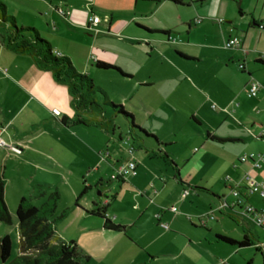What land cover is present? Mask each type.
Returning <instances> with one entry per match:
<instances>
[{"label": "crops", "instance_id": "obj_1", "mask_svg": "<svg viewBox=\"0 0 264 264\" xmlns=\"http://www.w3.org/2000/svg\"><path fill=\"white\" fill-rule=\"evenodd\" d=\"M182 2L183 5L174 4L169 0H26L21 6H16L37 19L41 18L39 14L45 16L55 14L66 25L75 29L89 31L91 27L102 24L108 32L124 34L143 42L153 53L160 49L166 55L169 54L168 44L173 46L175 43L166 41L167 37H171L175 32L185 34L188 42L173 46V51L179 58L189 61H198L199 52L202 50L224 48L221 46L222 43L232 36L239 39V44L234 50L242 55L253 47L264 44V0H182ZM12 7L15 6L12 4ZM57 9L68 11V14L61 16ZM97 12L104 15L99 18V22L91 25L88 23V17L91 14L98 16ZM105 17L107 22L103 21ZM14 19L16 22V16ZM195 19L200 21L195 23ZM259 24L263 27L259 28ZM87 25L90 29L86 28ZM112 27L115 28L114 31L111 30ZM198 33L201 34V39L197 38ZM50 44L54 52L62 54L59 45L55 48L53 46L55 44L51 42ZM255 59L264 62L263 57L258 56ZM125 72L126 76H121L131 80L126 90L128 93L125 95L141 96L143 108L149 113L159 115L161 109H170L176 114L180 106L194 113L207 104L201 93L198 92L199 97L196 95L197 91L191 93L193 86L187 80L181 79L177 82L174 78L165 76L168 77L167 84L173 87V90L185 84L188 89L186 95L191 99L193 97V103L184 101L179 96L170 98L174 93L165 94L163 97L157 91L143 93L141 88L159 84L160 78L151 80L147 75L134 80L133 72ZM159 99L164 101V106L160 105ZM227 102L228 100L221 101L225 105ZM55 111H58V114ZM72 116L73 109L66 87L56 82L50 72L39 69L31 56L10 52L3 48L0 41V138L7 145L14 144L21 148V152L16 154L6 147H0V174L4 200L7 201L10 197L11 202L14 200L17 205L20 197L24 195L22 189L17 186L20 179L26 180L32 187L37 183L49 189L54 187L59 194L54 215L66 210V215L57 225L58 233L55 236L61 241H75L81 264H96V260H104L114 251L118 253L110 258L130 263L138 261L139 258L147 263L160 254H165L174 256V259L182 256V264H218L211 261V258H197L190 249H187L190 240L182 242L175 255L169 251V247L152 246L159 239H197L195 237L197 226L194 222L190 219L182 221L175 213L169 209L165 210L164 207L179 205V208L185 207L184 211L188 212L196 198L191 197L189 205L186 206L189 194L199 195L198 197L208 196L209 201L216 203V207L213 208L214 204H208L201 219L204 220L206 217L211 222L208 224L206 219L203 222L200 219L198 224L207 228L206 233L213 235L214 242H220L214 240L216 234L234 238L227 230L216 228L219 222L216 211L219 213L224 211V214L235 218L242 227L244 219H250L240 212L238 206L219 209L217 205L223 197V189L230 190L232 183L239 181L245 173L256 172L257 177L262 178L260 181L264 183V154L258 168H252L247 161H240V157L246 155L243 154L239 156L237 164L231 166L233 179L228 175L210 178L209 166L216 160L217 154L202 143L200 150L193 148V156L188 161L191 167L183 172L184 166L182 168L177 166V160L171 156L168 149L172 144V136H162L156 131L148 132L144 126L139 125L148 133L152 132L151 134H154L162 144L156 146L148 139H134L135 144H131L134 147L133 152L128 154L124 151L123 157L120 155L122 162H119L114 152L112 154L107 152L108 160L105 164L101 156L103 149L107 151L104 134L109 132L96 125L73 124L69 121L62 123V119ZM97 128L100 131H97ZM166 130L171 129L168 127ZM172 131L175 129L172 128ZM207 133L215 137L214 132ZM4 135L7 140L2 138ZM208 138L215 142L237 139L232 136L219 138L221 141ZM118 139L123 140L120 136ZM128 159L136 162L135 173L125 175L122 179H110L116 182L113 186L114 199L107 205L105 213L115 224L124 228L119 231L108 230L103 228L101 217L90 213L94 204L108 200L106 196L103 199L96 197V181L101 179L102 164L104 168L110 166L114 169ZM226 170L227 165L223 171ZM97 185L100 183L97 182ZM84 186L88 188L79 196ZM184 189L187 190V194L181 197ZM32 190L34 193L35 189ZM250 195L247 196V202L256 208H262L263 203L259 197L257 196L259 201L255 205ZM198 197L197 199L201 198ZM210 210H213L211 218L208 217ZM201 213L203 212L198 214ZM164 219L170 223L167 224V229L156 224ZM169 227H172V230ZM231 230L235 231V228L231 227ZM206 233L200 235L202 239L208 240ZM101 239L108 241L107 249L98 246ZM142 239L148 240L143 242ZM105 253L107 256H104Z\"/></svg>", "mask_w": 264, "mask_h": 264}, {"label": "rangeland", "instance_id": "obj_2", "mask_svg": "<svg viewBox=\"0 0 264 264\" xmlns=\"http://www.w3.org/2000/svg\"><path fill=\"white\" fill-rule=\"evenodd\" d=\"M0 1L4 3L7 14L13 17L16 16L15 23L17 26H32L37 29L42 38L55 44L53 45L55 48H58L59 45L62 54L69 57L72 65L78 72L86 73L92 78L95 85L106 92L112 102L123 105L124 110L132 113V122L135 125H142L148 132L156 131L162 136L171 135L172 144L168 146V149L172 154L171 156L177 160V166L179 168L184 166L183 172L185 169L188 170L191 167V163L188 161L193 156V148L200 150L202 143L205 147L217 154L216 160L209 166L208 175L210 178L212 176L224 177L228 175L233 179L231 166L232 164H237L240 155L250 153L264 154V62L259 63L255 59L264 50V44H260L259 47H253L245 52L244 55L234 50L237 47L214 50L205 49L199 52L198 61H189L188 59L184 60L179 58L173 51V46L186 43L187 39L185 34H178L176 32L171 34L173 42L169 43H175V45L168 44L169 54L166 55L160 49L156 50L157 53H153L149 51V48L143 42L131 39L124 34H116L112 31L108 32L102 24L91 27L89 31L75 29L66 25L55 14L54 16L39 14L41 17L40 20L23 12L19 9L21 7L17 6H21L26 0ZM12 4L15 6L14 8ZM96 14L99 18L104 15L100 12ZM111 30L114 31L115 28L112 27ZM201 37V34L198 33L197 38L201 39ZM192 38L195 39L194 37ZM192 38L190 37V39ZM221 46H223V43ZM95 60L118 66L124 73H126L125 71L133 72L134 80L147 75L151 80L160 78L159 84L150 88H141L143 93L157 91L160 92L162 97L165 94L169 95L174 93L170 98L179 96L184 101L193 103V97L191 99L186 95L188 89L185 84H181L178 89L173 90V87L167 84L168 77L165 76H170V78H174L177 82L181 81V79L182 81L187 80L193 86L191 93L197 91V97L201 93L205 97L207 104L198 111H194V113L181 106L176 111V114L170 109H161L159 115L149 113L143 108L142 101H140L141 96L125 95L128 93L126 90L129 81H131L130 79L122 77L119 73L111 69L96 68L94 66ZM252 81L260 85V89L254 97H250L247 92L248 85ZM97 96L99 100L102 99L100 94ZM227 100L226 105L221 103V101ZM158 101H160V105L164 106V101L162 102L161 99ZM211 104H214L215 108H211ZM111 114L115 115L112 119L115 128L114 132L104 134L106 135V152L110 154L114 152L118 156L119 162H122L123 159L121 156L124 154L126 145L135 144V140L128 133V121L119 114H113L107 108L106 115L111 116ZM168 127L171 130H166ZM172 128L175 129L174 132ZM97 131L100 130L98 129ZM207 132H214L215 137L218 138L232 136V138L237 139L215 142L207 137ZM119 136L123 139L122 141L118 139ZM2 138L7 140L5 135ZM104 152L103 149L101 157H103V163L106 164L108 155ZM186 162L188 163L186 164ZM226 165L228 166V170L223 171ZM102 168L101 179L96 181V197L103 199L106 196L109 200L114 193L113 186L116 185V182L110 180V174L114 172V169L110 166L104 168V164H102ZM255 173L250 172L249 174L260 181L262 178L257 177ZM231 179H228V181L232 182ZM97 182L100 183L99 186ZM17 186L24 192L23 196L30 198L31 203L35 206H39L45 200L48 193L54 190V187L50 189L43 187L42 190H34L35 192L33 193L32 185H29L24 179L18 180ZM223 192L222 196L227 202H231L234 199L228 188H224ZM198 196L189 194L186 206L189 205L191 197L196 198L191 203L192 209L188 212L184 211L185 207L181 209L179 205L175 206L177 218L182 221L190 219L191 222L196 224L197 235L195 237L197 239H159L152 246L157 248H162L163 246L169 247V251H172L175 255L181 243L190 240L187 249H190L197 258H211V261L217 262L218 264H264V254L256 247V242H262L264 240V231L248 219H244L245 223L244 227H242L235 218L224 214V211L220 213L216 211V215L219 218V222L217 224L215 223L216 228L227 230L235 239H241L243 233L247 234L249 232L253 238V244L245 247H236L223 242H214L213 235L208 232L206 233L207 228L198 223L207 210L208 204H214L213 208H215L216 203L212 200L209 201L208 196H200L201 198ZM250 196L252 203L255 205L258 204L259 199L257 195L251 194ZM197 197L200 199H197ZM206 199L207 201H205ZM4 203L8 209L11 221L10 223L0 221V236L4 234L9 236L11 242L10 255L7 259L9 261L17 254L18 231L14 213L16 203L14 200L11 202L10 197L7 198V201L4 200ZM169 206L171 205L165 206V210L169 209ZM200 212L203 213L198 214ZM59 213H56V215H59ZM62 219L56 222V235L58 233L57 225ZM205 219L210 224L211 220H207L204 217ZM156 224L160 227L162 224L170 223L164 219L161 223L157 222ZM231 227H234L235 231H232ZM169 229L172 230V227H169ZM189 231L192 232V230ZM193 233L195 232L193 231ZM201 233H206L209 239H202ZM147 240L142 239L143 242ZM98 246L107 249L109 243L107 240L101 239ZM116 253L118 252L114 251L108 256L105 253L104 256L107 257L104 260H96V264H182V256L174 259V256L160 254L147 263L142 262L140 258L138 261L130 263L125 260H114L110 258ZM207 262L209 261L207 260ZM0 264L5 263H2L0 260Z\"/></svg>", "mask_w": 264, "mask_h": 264}, {"label": "trees", "instance_id": "obj_3", "mask_svg": "<svg viewBox=\"0 0 264 264\" xmlns=\"http://www.w3.org/2000/svg\"><path fill=\"white\" fill-rule=\"evenodd\" d=\"M178 5H183L182 0H169ZM0 41L4 49L15 54H27L32 57L39 69L50 72L52 78L64 85L70 96V105L73 109L71 118L62 119V123L96 125L105 131L114 132L112 119L115 115H106L109 108L113 114H119L129 123L128 133L134 139H148L157 146L162 144L154 134L148 133L144 128L135 125L132 121V113L124 110L123 105L112 102L106 92L95 85L92 78L86 73L78 72L72 65L68 56L53 51L50 42L42 38L37 29L32 26H17L12 15L6 13L5 5L0 1ZM178 53V52H176ZM262 62V60H257ZM94 66L99 69H111L126 76L118 67L109 63L95 60ZM98 94L102 99H98ZM213 140L221 139L208 134ZM165 152L163 157H165ZM43 184H35L33 188L40 191ZM84 186L81 196L87 189ZM206 190L202 187H194ZM59 194L56 189L49 192L45 200L35 206L30 198L20 197L15 207L16 226L18 231L17 254L9 261L11 242L9 236H0V260L5 264H81L77 244L71 241H61L55 236L57 220L66 215V210L54 215ZM109 200L100 204H94L90 213L103 220V228L119 231L124 226L115 224L106 215V207ZM221 199V198H220ZM76 205V201L74 202ZM0 221L10 223V215L3 200V186L0 174ZM249 232L243 233L241 239H235L229 235L216 234L215 241L236 247H245L253 244Z\"/></svg>", "mask_w": 264, "mask_h": 264}, {"label": "built area", "instance_id": "obj_4", "mask_svg": "<svg viewBox=\"0 0 264 264\" xmlns=\"http://www.w3.org/2000/svg\"><path fill=\"white\" fill-rule=\"evenodd\" d=\"M57 12L61 15H67L68 11L57 9ZM99 17L96 15H90L88 17V23L91 25L96 24L99 22ZM104 22H107V17L103 18ZM200 20L195 19V23H198ZM259 28H262L263 25L259 24ZM87 29H90L89 25L86 26ZM169 42H173V39L168 36L167 40ZM239 44V39L236 36H232L224 41L223 47L224 48H231L235 47ZM264 56V51H261L259 53V57ZM260 89V85L257 82H250L248 85V95L250 97H254L257 95V92ZM211 108H215L214 104H211ZM56 114H58V111H55ZM0 147H6L9 151L19 154L21 152V148L14 144L7 145L3 139L0 138ZM134 150V147L131 144H127L125 147V151L128 154H131ZM107 153V152H106ZM263 160V156L261 153L257 154H246L240 157V161L244 162L247 161L250 163L252 168H258L260 167V162ZM135 167L136 162L133 159H128L122 164L116 166L114 168V172L110 175V179H122L125 175L128 174H134L135 173ZM227 180L228 177H225ZM230 193L234 200L231 203H228L223 197L220 199L217 208L224 209L228 206H238L240 208V212L247 216L256 226L261 228L264 231V183L261 181L256 180L253 176L249 175L248 173H245L242 175L241 179L237 182H234L230 186ZM187 194V190H183L181 193V197L185 196ZM250 194H256L261 202L263 203L262 208H256L249 202H247V196ZM169 210L173 213H176V207L174 205H171L169 207ZM213 210L209 211V216L212 217ZM204 220L201 219V222ZM162 227L167 229V224H162ZM256 247L261 252L264 251V240L262 242H256Z\"/></svg>", "mask_w": 264, "mask_h": 264}, {"label": "water", "instance_id": "obj_5", "mask_svg": "<svg viewBox=\"0 0 264 264\" xmlns=\"http://www.w3.org/2000/svg\"><path fill=\"white\" fill-rule=\"evenodd\" d=\"M262 253L264 254V251H262Z\"/></svg>", "mask_w": 264, "mask_h": 264}]
</instances>
